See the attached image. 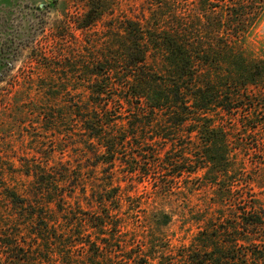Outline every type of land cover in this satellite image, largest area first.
<instances>
[{
  "label": "trees",
  "instance_id": "obj_1",
  "mask_svg": "<svg viewBox=\"0 0 264 264\" xmlns=\"http://www.w3.org/2000/svg\"><path fill=\"white\" fill-rule=\"evenodd\" d=\"M149 1V17H121L85 0L74 30L101 29L79 49L59 31L39 65L44 129L84 159L56 161L53 178L34 182L53 217L20 226L38 243L27 250L50 253L29 259L24 242L19 264H264V52L200 50L163 15L177 0ZM19 203L20 220L30 205ZM173 213L195 229L187 244L153 231Z\"/></svg>",
  "mask_w": 264,
  "mask_h": 264
},
{
  "label": "rangeland",
  "instance_id": "obj_2",
  "mask_svg": "<svg viewBox=\"0 0 264 264\" xmlns=\"http://www.w3.org/2000/svg\"><path fill=\"white\" fill-rule=\"evenodd\" d=\"M84 1L0 0V264H19L17 259L24 258V254L29 259L49 257L47 253L50 250L47 252L46 248L27 250L38 243L33 240V229L20 226L30 221L33 213L34 219L39 214L45 218L53 217L54 205L46 204L48 195L39 193V187L34 182H39L42 174L49 172H52L49 177L53 178L56 161L78 163L84 159L78 148L61 151L55 146L52 134L44 129L46 119L41 117L47 113L40 110L44 108L40 104L44 103L43 96L37 93L34 85L47 78L39 65L53 57L56 33L65 31L71 37L69 47L79 49L87 36L101 29V25L97 24L90 31L74 30L72 22L82 15ZM103 2L109 10H113L114 16L138 17L143 14L149 17L152 9L149 0ZM151 3L154 5V2ZM263 6L264 0H177L174 9H165L163 15L177 16L182 39L192 40L196 48L235 49L248 60H253L260 58L264 52ZM257 12L260 13L255 17ZM40 53L45 55L37 58ZM75 76L82 79L78 74ZM28 81L33 84L24 85ZM27 171L28 176L25 175ZM22 200L30 206L26 211L22 210L19 220V201ZM137 211L136 220L144 215V208ZM173 215L167 227L151 223L153 231L157 237L162 236L172 244H176V240L187 244L189 233L195 232V229L187 221ZM141 225L142 220L133 223L137 229H141ZM51 226L48 225L49 228ZM81 240L88 239L82 237ZM24 242V254H19ZM49 243L53 245L52 241ZM83 249L82 246L76 247L74 257H81Z\"/></svg>",
  "mask_w": 264,
  "mask_h": 264
}]
</instances>
